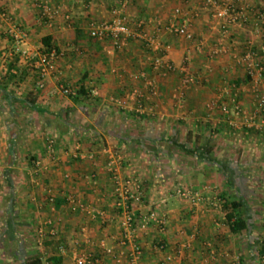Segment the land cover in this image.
<instances>
[{"label": "crops", "instance_id": "obj_1", "mask_svg": "<svg viewBox=\"0 0 264 264\" xmlns=\"http://www.w3.org/2000/svg\"><path fill=\"white\" fill-rule=\"evenodd\" d=\"M251 1L264 8V0ZM46 3L57 11L52 21L43 13ZM119 5L0 0V12L8 13L0 19V264H25L32 244L42 264H75L78 248L93 251L98 264H131L133 246L121 243L122 210L107 169L111 154L120 158L121 177H136L145 189L143 202L134 206L138 217L155 209L168 218L164 231L152 222L139 228L138 264H264V114L257 112L245 65L235 59L245 54L247 42L256 50L264 45V25L253 13L226 37L216 8L202 0H133L124 15L134 35L114 48L110 40L92 38L90 28L112 20ZM178 7L195 41L167 29L173 19L180 21ZM20 30L28 34L19 47L31 53L29 60L17 52ZM51 49L59 53L57 71L38 89L36 61ZM215 49L221 53L212 56ZM156 56L177 70L158 74ZM184 68L194 79L189 86L183 84ZM142 72L155 80L157 96L137 77ZM60 82L86 94L55 93ZM134 88L146 95L142 110L135 101H116ZM236 103L243 115L223 111L224 104ZM49 135L56 137L55 154L48 150ZM89 175H96L97 185ZM178 187L203 199L179 197ZM70 196L101 214L74 209ZM233 198L244 203L250 223L241 233L228 221ZM46 221L56 235L41 243L37 231ZM101 240L114 255L104 252Z\"/></svg>", "mask_w": 264, "mask_h": 264}, {"label": "built area", "instance_id": "obj_2", "mask_svg": "<svg viewBox=\"0 0 264 264\" xmlns=\"http://www.w3.org/2000/svg\"><path fill=\"white\" fill-rule=\"evenodd\" d=\"M133 0H120V5L114 10L115 17L107 22L101 23H92L90 28V35L92 38L106 41L110 40L114 48H121L125 42L134 35L128 24V17L124 15V11L127 6ZM208 5H211L216 8L215 15L220 20L219 24L221 27V31L224 35H230V28L233 26H243L250 20V10L245 6H238L229 0H202ZM56 10H54L49 4L43 5V13L44 15L52 21L55 18ZM255 15L258 17V22L264 23V13L255 11ZM175 17L180 18V21L173 19L168 25L167 29L171 32L184 37L189 41H195V34L190 29L189 18L183 14V11L180 7L175 9ZM8 18L7 12H0V19ZM144 24L143 21L139 23L141 27ZM26 31H18L15 34L17 39L18 47L17 52L21 53L25 59L29 60L33 58L31 53L27 49H21L20 44L27 39ZM151 41V40H150ZM152 42V41H151ZM247 50L244 55L241 57L237 56V60L239 63H242L246 67V72L251 79L253 90L258 102V113L264 114V94L261 93L259 87L262 79L264 78V45H260L259 49L254 48V43L252 41L247 42ZM221 52L220 49H215L212 54L216 55ZM59 59V53L56 49H51L44 53L38 55L36 64L38 67V72L40 75V80L37 83L38 89L45 88L46 79L53 75L57 71V63ZM188 61V60H187ZM152 66L154 70L161 75H166L169 72L176 71L177 67L165 60L162 56H156L153 58ZM183 76V84L185 86H189L193 83V76L188 72L187 69H182ZM138 78H141L145 81L149 93L152 96H157L159 94L157 84L154 79L150 78L147 73L142 72L138 74ZM78 87L67 85L63 82H60L55 87V93H61L66 96H75L78 94ZM145 94L139 89L134 88L128 91L124 97H120L116 99L117 103L121 106L127 105L130 101H135L139 104V109L142 110V101L145 98ZM223 111L226 114L240 116L244 114V109L241 104L236 103L233 107H230L227 104L223 105ZM257 128L263 129L261 126H257ZM71 133L74 132V129H71ZM48 150L50 154L56 153L57 141L54 135H49L48 138ZM78 156V153L75 155ZM94 155H88L86 157L94 158ZM119 156L116 154H111L107 163V169L112 174V179L114 182L113 195L116 206L122 210V231H123V239L122 245H126L127 243H131L133 246L132 250V260L131 264H138L140 256L143 253L142 246L137 242V236L139 228L143 223H154L161 231H164L168 225L167 216L158 211L151 210L149 213L145 215H141L138 217L136 214L134 206L142 203L145 196V189L140 183L139 179L136 177H131L128 179H123L119 173ZM89 181L97 185L98 182L96 180V175H89ZM176 193L179 197L186 198L193 203H199L203 198L199 196L198 193H194L188 188L178 187ZM50 201H54V197H50ZM69 203L74 207V209H78L81 207L84 210H88L90 214L96 216L101 214V211L87 208L84 204H79L76 197L70 196ZM51 221H46L42 227L38 228L37 235L39 242L43 243L44 239L48 234L51 236L56 235V230L54 228L47 229L46 226L50 225ZM85 231V229H83ZM80 241H77L79 244ZM99 246L104 250L107 255H114L113 247L107 245L105 240H101L99 242ZM159 248L163 249L164 246H160ZM65 251L66 248L62 247ZM173 259V255H168L167 260L171 261ZM100 259L96 256L93 251L86 249H79L75 256V264H98ZM233 264H242L240 261H235Z\"/></svg>", "mask_w": 264, "mask_h": 264}, {"label": "trees", "instance_id": "obj_3", "mask_svg": "<svg viewBox=\"0 0 264 264\" xmlns=\"http://www.w3.org/2000/svg\"><path fill=\"white\" fill-rule=\"evenodd\" d=\"M86 94L84 88L78 90V94ZM76 95V96H77ZM31 103H35V100H30ZM232 210L228 214V221L231 229L234 232L241 233L243 231L249 230V219L244 216V212L242 211L244 208V203L236 198H233L229 201ZM261 255L264 256V248L261 249ZM31 258V259H30ZM28 257L25 261V264H42V260L39 257Z\"/></svg>", "mask_w": 264, "mask_h": 264}, {"label": "rangeland", "instance_id": "obj_4", "mask_svg": "<svg viewBox=\"0 0 264 264\" xmlns=\"http://www.w3.org/2000/svg\"><path fill=\"white\" fill-rule=\"evenodd\" d=\"M232 2V1H231ZM232 3H234L235 4V2H232ZM236 5H238V6H245V7H248L249 8V10H250V15H252L255 11H259V12H262V13H264V8L262 9V7H263V5L262 4H257L256 2H254V1H251V0H242V1H238V3L236 4ZM250 22V20L245 24V25H243L242 27H245L248 23ZM258 24L259 25H264V23H260V22H258ZM219 27H220V24H219ZM262 27L260 26L258 29L260 30ZM220 29H221V27H220ZM231 29V28H230ZM227 37V36H226ZM214 51V50H213ZM213 51H212V53H213ZM221 53V52H220ZM214 54H212V56H213ZM216 55H218V54H216ZM243 55V54H242ZM238 56H241V55H238ZM235 58V57H234ZM235 59H237V58H235ZM246 68V67H245ZM259 89H260V87H259ZM261 91V93H263V91L262 90H260ZM264 94V93H263ZM257 107H259V105H258V102H257ZM231 115V114H230ZM243 115V114H242ZM233 116H235L236 117V115H233ZM241 116V115H240ZM239 117V116H238ZM256 127V126H255ZM260 129V128H259ZM261 131V130H260ZM31 246V245H30ZM32 247H36V245L35 244H32ZM33 248V249H34ZM32 249V248H31ZM33 249L31 250V256L30 257H34L35 256V254H34V251H33ZM29 257V258H30ZM31 259V258H30ZM49 264H56V263H54V262H50Z\"/></svg>", "mask_w": 264, "mask_h": 264}]
</instances>
